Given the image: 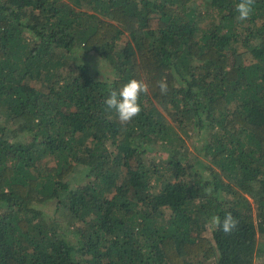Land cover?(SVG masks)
<instances>
[{"label":"trees","instance_id":"trees-1","mask_svg":"<svg viewBox=\"0 0 264 264\" xmlns=\"http://www.w3.org/2000/svg\"><path fill=\"white\" fill-rule=\"evenodd\" d=\"M237 3L0 0V264H264V0Z\"/></svg>","mask_w":264,"mask_h":264},{"label":"clouds","instance_id":"clouds-1","mask_svg":"<svg viewBox=\"0 0 264 264\" xmlns=\"http://www.w3.org/2000/svg\"><path fill=\"white\" fill-rule=\"evenodd\" d=\"M255 0H238L235 5L237 19L239 21L248 20L253 12ZM157 86L162 94H166L168 87L166 82L158 81ZM147 85L137 79H131L119 89L110 90L104 103L108 109H114L118 120L121 124H127L134 117L140 114L141 108L138 103L141 93L147 92ZM208 194H211L212 187L206 189ZM238 220L231 212L225 214L221 220L220 216L214 215L208 222L209 227L213 230H221L224 234H231L238 226Z\"/></svg>","mask_w":264,"mask_h":264},{"label":"rangeland","instance_id":"rangeland-1","mask_svg":"<svg viewBox=\"0 0 264 264\" xmlns=\"http://www.w3.org/2000/svg\"><path fill=\"white\" fill-rule=\"evenodd\" d=\"M125 39H126V36H124V38L120 39V40L118 41V44L123 45V44L125 43ZM187 143L190 145V139L187 140ZM259 259H260V260H261V259H264V255L260 256Z\"/></svg>","mask_w":264,"mask_h":264}]
</instances>
